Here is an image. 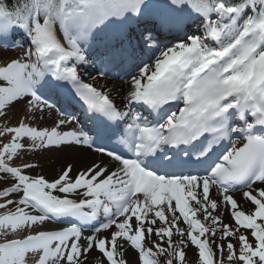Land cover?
Returning a JSON list of instances; mask_svg holds the SVG:
<instances>
[{
	"label": "snow or ice",
	"instance_id": "1",
	"mask_svg": "<svg viewBox=\"0 0 264 264\" xmlns=\"http://www.w3.org/2000/svg\"><path fill=\"white\" fill-rule=\"evenodd\" d=\"M185 6L202 33L160 48L146 30L159 55L136 63L122 26L148 0H0V43L19 31L29 45L0 66V120L24 109L0 129V234L12 237L0 264H132L129 249L135 264H184L190 246L199 264H264V0L166 4ZM97 59L131 62L119 105L83 78ZM74 97L93 127H69L60 104ZM41 150L99 158L67 160L51 181L12 163Z\"/></svg>",
	"mask_w": 264,
	"mask_h": 264
},
{
	"label": "bare ground",
	"instance_id": "2",
	"mask_svg": "<svg viewBox=\"0 0 264 264\" xmlns=\"http://www.w3.org/2000/svg\"><path fill=\"white\" fill-rule=\"evenodd\" d=\"M168 0H156V6L160 9H166L169 10L166 7ZM117 84V83H115ZM113 83H106V86L109 87L110 90L114 91L117 93V95H120L123 93L122 89L120 88V86H116ZM99 158V154H93L92 152H87L85 150L82 151H73L72 153H62V152H57L53 155V161L48 164L47 166H49V171H50V175L52 176V173L54 172L55 168L57 166H59L60 163L67 161V160H71L73 162H76L77 164L82 163V162H86L92 159H97ZM213 195H214V190H213ZM236 197L239 200V193H236ZM247 207V206H245ZM225 222H227V217H225ZM183 227V226H182ZM178 237L174 236L173 239H177ZM186 253L188 254H193V250L190 249L189 247L186 249ZM95 255V254H94ZM127 259L129 261L132 262V264H135L136 261V257H135V253L133 250L129 249V251L127 252Z\"/></svg>",
	"mask_w": 264,
	"mask_h": 264
},
{
	"label": "rangeland",
	"instance_id": "3",
	"mask_svg": "<svg viewBox=\"0 0 264 264\" xmlns=\"http://www.w3.org/2000/svg\"><path fill=\"white\" fill-rule=\"evenodd\" d=\"M21 105V104H20ZM7 117H8V115H7ZM7 117L4 119V121L7 119ZM1 125V124H0ZM3 143V141H2V137H0V146H1V144ZM27 153H30V152H27ZM54 152L53 151H48L47 153H45V154H43V155H36L35 156V158H34V154L32 153V155H27V157H26V159H28V160H30V159H40V161L41 162H43V165H42V167H40L39 165L40 164H38L35 168H34V170L32 171V173H39V172H43L44 174L47 172L48 174H50V171H49V166H47L45 163H48V164H50L51 162H52V160H53V157H52V154H53ZM51 155V156H50ZM65 163V161L64 162H62V163H60L59 165V167H61L63 164ZM39 171V172H38ZM55 173L52 175V177H55L56 176V174L58 173V170H56L55 169V171H54ZM1 186H3V185H1L0 184V187ZM2 235V238H12L11 237V235H9V236H7V237H5L3 234H1ZM237 248H238V245H237ZM196 251H195V249H194V253L192 254H187L186 255V258H185V261H184V264H199V262H198V260H197V256H196ZM226 256H227V253H226V250H225V260H226ZM179 262H177V264H178ZM233 263V262H232Z\"/></svg>",
	"mask_w": 264,
	"mask_h": 264
}]
</instances>
